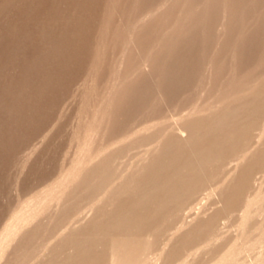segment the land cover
<instances>
[{"label": "rangeland", "instance_id": "rangeland-1", "mask_svg": "<svg viewBox=\"0 0 264 264\" xmlns=\"http://www.w3.org/2000/svg\"><path fill=\"white\" fill-rule=\"evenodd\" d=\"M41 1L0 0V264H41L48 250L51 264H107L105 226L127 206L150 235V264H214L244 239L260 241L246 264L264 257V135L254 137L264 130V0ZM195 153L207 160L195 165ZM179 169L187 193L144 200ZM130 177L144 180L82 213L99 187Z\"/></svg>", "mask_w": 264, "mask_h": 264}, {"label": "bare ground", "instance_id": "bare-ground-1", "mask_svg": "<svg viewBox=\"0 0 264 264\" xmlns=\"http://www.w3.org/2000/svg\"><path fill=\"white\" fill-rule=\"evenodd\" d=\"M12 1V0H11ZM35 1H37V0H35ZM56 1V0H55ZM204 1V0H203ZM5 2V1H4ZM40 2H42L41 0H40ZM44 2H45V0H44ZM51 2V1H50ZM59 2V1H58ZM204 2H206V1H204ZM2 3V2H1ZM9 3V2H8ZM13 3V2H12ZM36 3V2H35ZM230 3V2H229ZM4 4V3H3ZM28 4V3H27ZM51 4V3H50ZM199 4V3H198ZM6 5H7V3H6ZM26 5V4H25ZM36 5V4H35ZM204 5V4H203ZM24 6V5H23ZM31 6V5H30ZM34 6V5H33ZM51 6V5H50ZM226 6V5H225ZM229 6H231L230 4H229ZM40 7V6H39ZM232 7V6H231ZM1 8H3V6L1 5V7H0V9ZM6 8V7H5ZM162 8V7H161ZM227 8V7H226ZM28 9V8H27ZM41 9V8H40ZM182 9V8H181ZM188 9V8H187ZM224 9V8H223ZM1 10H3V9H1ZM36 10V9H35ZM38 10V9H37ZM36 10V11H37ZM42 10V9H41ZM186 10V9H185ZM230 10H232V9H230ZM16 11V10H15ZM20 11V10H19ZM39 11V10H38ZM33 12V11H32ZM147 12V11H146ZM154 12V11H153ZM224 12H225V10H224ZM231 12V11H230ZM14 13V12H13ZM16 13V12H15ZM17 13H18V11H17ZM20 13V12H19ZM39 13V12H38ZM225 13H227V12H225ZM32 14H34V13H32ZM36 14V13H35ZM45 14H47V12L45 13ZM187 14V13H186ZM51 15V14H50ZM148 15H149V13H148ZM151 15V14H150ZM154 15V14H153ZM183 15V14H182ZM224 15V14H223ZM48 16V15H47ZM46 16V17H47ZM225 16H227V15H225ZM33 17V16H32ZM36 17V16H35ZM49 17V16H48ZM14 18V17H13ZM44 18V17H43ZM179 18H181L180 16H179ZM184 18V17H183ZM230 18V17H229ZM228 18V19H229ZM18 19V18H17ZM36 19H38V18H36ZM29 20V19H28ZM24 21V20H23ZM110 21H111V19H110ZM176 21V20H175ZM27 22V21H26ZM40 22V21H39ZM46 22V21H45ZM48 22H50V20L48 21ZM151 22H152V20H151ZM229 21H227V23H228ZM42 23H43V21H42ZM177 23V22H176ZM222 23H224V21L222 22ZM221 23V24H222ZM40 24V23H39ZM47 24V23H46ZM59 24V23H58ZM225 24V23H224ZM230 24V23H229ZM228 24V25H229ZM22 25V24H21ZM28 25V24H27ZM177 25V24H176ZM17 26V25H16ZM35 26V25H34ZM56 26V25H55ZM60 26V25H59ZM18 27V26H17ZM226 27H227V25H226ZM15 28V27H14ZM24 28V27H23ZM35 28V27H34ZM37 28V27H36ZM39 28V27H38ZM46 28V27H45ZM60 28V27H59ZM62 28H64V27H62ZM222 28V27H221ZM18 29V28H17ZM86 29V28H85ZM104 29V28H103ZM32 30V29H31ZM35 30V29H34ZM46 30H47V28H46ZM59 30V29H58ZM99 30V29H98ZM228 30V29H227ZM62 31V30H61ZM79 31V30H78ZM104 31V30H103ZM106 31V30H105ZM173 31V30H172ZM222 32H223V30H221ZM33 32H35V31H33ZM38 32V31H37ZM51 32H54V31H51ZM68 32V31H67ZM100 32V31H99ZM169 32V31H168ZM227 32V31H226ZM20 33V32H19ZM22 33V32H21ZM59 33H60V31H59ZM69 33V32H68ZM107 33V32H106ZM4 34V33H3ZM27 34V33H26ZM62 34V33H61ZM89 34V33H88ZM139 34V33H138ZM167 34V33H166ZM41 35V34H40ZM55 35V34H54ZM63 35H65V34H63ZM168 35V34H167ZM17 36V35H16ZM15 36V37H16ZM23 36H24V34H23ZM28 36V35H27ZM55 36H57V35H55ZM62 36V35H61ZM99 36V35H98ZM107 36V35H106ZM110 36V35H109ZM14 37V36H13ZM22 37V36H21ZM31 37V36H30ZM39 37V36H38ZM42 37V36H41ZM60 37V36H59ZM63 37V36H62ZM65 37H66V35H65ZM221 37V36H220ZM28 38V37H27ZM40 38V37H39ZM44 38H45V36H44ZM98 38V37H97ZM26 39V38H25ZM42 39H43V37H42ZM48 40L50 39V37L49 38H47ZM58 39V38H57ZM56 39V40H57ZM60 39H62V38H60ZM66 39V38H65ZM41 40V39H40ZM53 40V39H52ZM59 40V39H58ZM68 40V39H67ZM81 40V39H80ZM104 40V39H103ZM221 40H222V37H221ZM6 41H8V40H6ZM22 41V40H21ZM38 41V40H37ZM47 41V40H46ZM54 41V40H53ZM53 41H52V43H53ZM59 41H61V40H59ZM75 41V40H74ZM23 42V41H22ZM57 42V41H56ZM65 42V41H64ZM98 42V41H97ZM221 42H223V40L221 41ZM11 43V42H10ZM25 43V42H24ZM28 43H30V42H28ZM46 43V42H45ZM49 43L51 44V42L49 41ZM55 43V42H54ZM62 43V42H61ZM73 43V42H72ZM92 43V42H91ZM99 43V42H98ZM176 43V42H175ZM174 42H173V44H175ZM4 44V43H3ZM7 44V43H6ZM34 44H36V43H34ZM41 44V41L39 42V45ZM43 44V43H42ZM46 44H48V43H46ZM45 44V45H46ZM59 44H60V42H59ZM58 43H57V46L59 45ZM77 44V42H75V45ZM109 44V43H108ZM14 45V44H13ZM13 45H11V46H13ZM45 45H44V47H45ZM54 45V44H53ZM61 46H62V44H60ZM65 45H66V43H65ZM64 45V46H65ZM74 45V46H75ZM79 46H80V44H78ZM102 45V44H101ZM159 45V44H158ZM172 45V44H171ZM218 45H219V42H218ZM8 46V45H7ZM51 46V45H50ZM121 46V45H120ZM15 47V46H14ZM17 47V46H16ZM35 47V46H34ZM40 47V46H39ZM39 47H38V50H39ZM42 47V46H41ZM56 47V46H55ZM106 47V46H105ZM107 47H108V45H107ZM106 47V48H107ZM217 47V46H216ZM215 47V48H216ZM45 48H47V47H45ZM54 48V47H53ZM57 48V47H56ZM62 48V47H61ZM65 48V47H64ZM63 48V49H64ZM79 48V47H78ZM77 48V49H78ZM96 48V47H95ZM97 48H99V47H97ZM101 48V47H100ZM159 48H160V46H159ZM217 48H219V47H217ZM9 49V48H8ZM7 49V50H8ZM13 49V48H12ZM47 49H49V48H47ZM85 49V48H84ZM181 49V48H180ZM6 50V51H7ZM10 50V49H9ZM31 50V49H30ZM33 50H35L34 48H33ZM37 50V51H38ZM57 50V49H56ZM60 50V49H59ZM58 50V51H59ZM66 50V49H65ZM94 50V49H93ZM120 50V49H119ZM123 50V49H122ZM126 50V49H125ZM128 50H129V48H128ZM157 50H159V49H157ZM174 50V49H173ZM216 50V49H215ZM40 51V53H41V49L39 50ZM43 51V50H42ZM51 51V50H50ZM54 51V50H53ZM96 51V50H95ZM102 50L100 49V52H101ZM183 51V50H182ZM187 51V50H186ZM220 51V50H219ZM17 52H18V50H17ZM23 52V51H22ZM30 52V51H29ZM43 52H45L46 53V51H43ZM42 52V53H43ZM67 52V51H66ZM99 52V51H98ZM98 52H97V55H99L98 54ZM213 52H215V51H213ZM35 53H37V52H34V54ZM39 53V52H38ZM57 53V52H56ZM56 53H54L55 55H57ZM61 53H63V52H60V54ZM92 53V52H91ZM95 53V52H94ZM183 53H185V52H183ZM20 53H17V55H19ZM71 54V53H70ZM83 54V53H82ZM101 54V53H100ZM128 54V53H127ZM21 55V54H20ZM45 55V54H44ZM47 55V54H46ZM48 55H49V53H48ZM51 55V54H50ZM54 55V56H55ZM68 55V54H67ZM125 55V54H124ZM16 56V55H15ZM14 56V57H15ZM38 56H40V54L38 55ZM53 56V55H52ZM52 56L50 57V58H52ZM53 56V57H54ZM62 56H64V55H62ZM76 56V55H75ZM84 56V55H83ZM95 56H96V54H95ZM94 56V57H95ZM112 56V55H111ZM13 57V56H12ZM23 57H25V55H23ZM28 57V56H27ZM57 57V56H56ZM60 57V56H59ZM86 57V56H85ZM26 58V57H25ZM31 58V57H30ZM30 58H27V59H30ZM36 58V57H35ZM35 58H34V60H35ZM43 58V57H42ZM83 58V57H82ZM89 58V57H88ZM91 58V57H90ZM10 59V58H9ZM39 59V58H38ZM47 58L45 57V60H46ZM57 59H59V58H57ZM63 59V58H62ZM69 59V58H68ZM72 59V58H71ZM93 59H96V58H93ZM117 59V58H116ZM128 58H126L125 60H127ZM147 59H149V58H147ZM184 59V58H183ZM185 59H186V57H185ZM15 60V59H14ZM41 60V59H40ZM43 60V59H42ZM45 60H43V61H41V62H44ZM50 60V59H49ZM98 60V59H97ZM100 60H101V56H100ZM123 60V59H122ZM11 61H13V60H11ZM23 61H25V60H23ZM62 61V60H61ZM60 61V62H61ZM65 61H67V59L65 60ZM64 61V62H65ZM99 61V60H98ZM102 61V60H101ZM120 61V60H119ZM128 61V60H127ZM155 61V60H154ZM172 61V60H171ZM175 61V60H174ZM13 62H15V61H13ZM22 62V61H21ZM34 62V61H33ZM32 62V63H33ZM36 62V61H35ZM41 62H39V64L41 63ZM47 62V61H46ZM60 62H59V65H60ZM86 62H88V61H86ZM86 62H84L85 64H86ZM95 62V61H94ZM106 62V61H105ZM126 62V61H125ZM144 62V61H143ZM149 62H151V60L149 61ZM148 62V65L150 64ZM170 62V61H169ZM175 62H178V61H175ZM185 62V61H184ZM187 62V61H186ZM16 63V62H15ZM23 63H25V62H23ZM30 63V62H29ZM62 63V62H61ZM93 63V62H92ZM99 63H101V62H99ZM104 63V62H103ZM124 63V62H123ZM123 63H121V65L123 64ZM144 63H146V62H144ZM152 63V62H151ZM171 63V62H170ZM14 64V63H13ZM27 65H28V63H26ZM39 64H37V65H39ZM42 64V63H41ZM45 64V63H44ZM47 64V63H46ZM63 64V63H62ZM88 64V63H87ZM91 64V63H90ZM89 64V65H90ZM97 64V63H96ZM147 64V63H146ZM26 65V66H27ZM33 65V64H32ZM56 65H58V64H56ZM80 65V64H79ZM95 65V64H94ZM105 65V64H104ZM151 65V64H150ZM176 65V64H175ZM180 65L181 64H179V67H180ZM215 65H217V64H215ZM23 66H25V65H23ZM25 66V67H26ZM30 66V65H29ZM42 67H43V65H41ZM67 66H68V64H67ZM84 66H86V65H84ZM97 66V65H96ZM95 66V67H96ZM174 66V65H173ZM55 67V66H54ZM59 67V66H58ZM81 67V66H80ZM90 67V66H89ZM95 67H93V68H95ZM114 67V66H113ZM139 67V66H138ZM148 67V66H147ZM175 67H177V66H175ZM21 68V67H20ZM26 68H28V67H26ZM44 68H45V66H44ZM65 68V67H64ZM83 68V67H82ZM91 68H92V66H91ZM92 68V69H93ZM118 68V67H117ZM126 68V67H125ZM140 68V67H139ZM143 68H144V66H143ZM142 68V69H143ZM146 68V67H145ZM50 69V68H49ZM49 69H48V71H49ZM54 69H56V68H54ZM53 69V70H54ZM61 67H60V72H61ZM102 69H103V67H102ZM138 69V68H137ZM141 69V70H142ZM149 69V68H148ZM5 70V69H4ZM51 70V69H50ZM52 70V71H53ZM63 70V69H62ZM88 70V69H87ZM98 70H100V69H98ZM97 70V71H98ZM127 70V69H126ZM130 70V69H129ZM140 70V69H139ZM138 70V71H139ZM145 70V69H144ZM151 70V69H150ZM173 70V69H172ZM19 71V70H18ZM52 71H50L52 74H53V72ZM81 71V70H80ZM85 71V70H84ZM91 71V70H90ZM94 71V70H93ZM96 71V72H97ZM118 71H120V70H118ZM143 71V70H142ZM55 72V71H54ZM82 72V71H81ZM113 72H114V70H113ZM126 72V71H125ZM127 72H129L128 70H127ZM137 72V71H136ZM145 72V71H144ZM150 72V71H149ZM152 72V71H151ZM55 73H57V72H55ZM54 73V74H55ZM99 73V72H98ZM143 73V72H142ZM146 73V72H145ZM174 74H175V72H173ZM32 74V73H31ZM79 74V73H78ZM88 74V73H87ZM91 74V73H90ZM94 74L96 75V73L94 72ZM101 74V73H100ZM118 74H119V72H118ZM127 74V73H126ZM129 74V73H128ZM127 74V75H128ZM134 74V71H133V73L132 74H130V75H133ZM136 74V73H135ZM25 75H27V74H25ZM33 75V74H32ZM31 75V76H32ZM34 75H36L35 73H34ZM46 75V74H45ZM47 75H48V73H47ZM82 75H84V74H82ZM92 75V74H91ZM99 75V74H98ZM126 75V76H127ZM129 75V76H130ZM4 76H6V75H4ZM36 76H38V75H36ZM35 76V77H36ZM49 76H50V73H49ZM52 76V75H51ZM51 76H50V78H51ZM85 76H87V78H88V76L89 75H86L85 74ZM143 76V75H142ZM2 77V76H1ZM24 77V76H23ZM26 77V76H25ZM34 77V78H35ZM131 77V76H130ZM40 78V77H39ZM45 78V77H44ZM84 78H86V77H84ZM129 78V77H128ZM5 79V78H4ZM10 79V78H9ZM21 79H25V78H21ZM21 79L19 80V82L21 81ZM28 79H30V78H28ZM33 78L31 77V81L33 82H31L32 84H34V81L32 80ZM36 79H38V78H36ZM41 79V78H40ZM47 79H49V78H47ZM1 80H3V78L1 79ZM35 80V79H34ZM50 80V79H49ZM78 80V79H77ZM86 80H89V79H86ZM97 80V79H96ZM24 81V80H23ZM23 81H21V83L23 82ZM42 81V80H41ZM41 81H40V83H41ZM125 81H126V79H125ZM170 81V80H169ZM26 82V81H25ZM37 82H38V80H37ZM133 82V81H132ZM30 83V82H29ZM36 83V82H35ZM87 83V82H86ZM91 83V82H90ZM14 84V83H13ZM12 84V85H13ZM19 84V83H18ZM89 84V83H88ZM97 84V83H96ZM174 84V83H173ZM15 85V84H14ZM37 84H35L34 86H36ZM39 86L38 87H42V86H40V84H38ZM85 85V84H84ZM120 85V84H119ZM122 85V84H121ZM16 86V85H15ZM14 86V87H15ZM19 86H21V85H19ZM28 86H29V84H28ZM33 86V87H34ZM83 86V85H82ZM88 86V85H87ZM95 86V85H94ZM30 87V86H29ZM46 87H47V85H46ZM120 87V86H119ZM9 88V87H8ZM19 88V87H18ZM35 88V87H34ZM37 88V87H36ZM35 88V89H36ZM40 88L38 89V90H40ZM42 88H44L45 89V87H42ZM7 89V88H6ZM16 89H17V87H16ZM31 89V88H30ZM44 89L41 91V92H43L44 91ZM80 89V88H79ZM88 89V88H87ZM112 89V88H111ZM9 90H11V89H9ZM15 92L17 91V90H15V89H13ZM27 89H25V91H26ZM38 90H37V92H38ZM120 90H121V88H120ZM12 91V90H11ZM85 91H87V90H85ZM115 91V90H114ZM113 91V92H114ZM118 91H119V89H118ZM258 91V90H257ZM17 92H19V91H17ZM82 92H83V90H82ZM110 92H112V91H110ZM112 92V93H113ZM79 93H81V92H79ZM85 93V92H84ZM84 93H82V95L84 94ZM109 93V92H108ZM260 93V92H259ZM16 94V93H15ZM22 94V93H21ZM27 94V93H26ZM33 94V93H32ZM35 94V93H34ZM45 94V93H44ZM113 94H115V93H113ZM38 95V94H37ZM43 95V94H42ZM85 95V94H84ZM254 95H256V94H254ZM26 96V95H25ZM40 96V95H39ZM78 96V95H77ZM115 96V95H114ZM114 96H113V99H115L116 100V98H118L117 96H116V98H114ZM261 96H263V95H261ZM8 97V96H7ZM11 97V96H10ZM28 97V96H27ZM103 97V96H102ZM110 97V96H109ZM112 97V96H111ZM251 97V96H250ZM20 98H22V97H20ZM30 98V97H29ZM82 98V97H81ZM105 98H107V96L105 97ZM253 98H254V96H253ZM12 99H13V97H12ZM11 98H10V100L9 101H11L12 100ZM28 99V98H27ZM40 99V98H39ZM251 99V98H250ZM255 99V98H254ZM20 100V99H19ZM24 100V99H23ZM103 100V99H102ZM106 100V99H105ZM109 100V99H108ZM112 100V99H111ZM111 100H109V101H111ZM13 101V100H12ZM16 101V100H15ZM25 101V100H24ZM30 101V100H29ZM108 101V102H109ZM117 101V100H116ZM1 102V101H0ZM112 102V101H111ZM17 103V102H16ZM22 103V102H21ZM27 103V102H26ZM100 103V102H99ZM106 103V102H105ZM110 103V102H109ZM115 103V102H114ZM10 104V103H9ZM12 104V103H11ZM28 104H29V102H28ZM112 104V103H111ZM117 104V103H116ZM4 105V104H3ZM6 105V104H5ZM4 105V106H5ZM102 105V104H101ZM103 105H104V103H103ZM106 105V104H105ZM4 106H1V107H4ZM9 106H11V105H9ZM14 106V105H13ZM15 106H16V104H15ZM18 106V105H17ZM31 106V105H30ZM107 106H109V105H107ZM117 106V105H116ZM115 107V106H114ZM207 107V106H206ZM14 108V107H13ZM31 108V107H30ZM103 108V107H102ZM105 108V107H104ZM110 108V107H109ZM16 109H18V108H16ZM15 109V110H16ZM34 109V108H33ZM33 109H31V110H33ZM112 109H113V107H112ZM0 110H2V109H0ZM5 110V109H4ZM105 110H107L106 108H105ZM109 110H111V109H109ZM3 111V110H2ZM18 111V110H17ZM24 111V110H23ZM22 111V112H23ZM26 111H28V110H26ZM96 111V110H95ZM99 111V110H98ZM97 111V112H98ZM195 111H197V108L195 109ZM194 111V112H195ZM206 111V110H205ZM6 112V111H5ZM21 112V113H22ZM25 112V111H24ZM23 112V113H24ZM99 112H104V111H99ZM98 112V114H99V116L102 114H100ZM108 112V111H107ZM199 112H200V110H199ZM26 113V112H25ZM190 113V112H189ZM198 113V112H197ZM2 114V113H1ZM0 114V115H1ZM8 114V113H7ZM94 114V113H93ZM97 114V113H96ZM96 114H94V115H96ZM97 114V115H98ZM106 114V113H105ZM188 114V113H187ZM9 115H11L12 116V114H9ZM103 115H104V113H103ZM189 115V114H188ZM188 115H186V116H188ZM193 115H195V114H193ZM98 116V117H99ZM196 116H198L197 114H196ZM199 116H200V114H199ZM6 117V116H5ZM8 117H10V116H8ZM7 117V118H8ZM164 117H166V115L164 116ZM183 117V116H182ZM185 117V116H184ZM191 118L193 117V116H190ZM188 118V117H187ZM186 117H185V119H187ZM194 118V117H193ZM213 118V117H212ZM220 118H222V116L220 117ZM162 119H164V118H162ZM167 119H170V118H167ZM172 119V118H171ZM180 119V118H179ZM184 119V118H183ZM196 119V118H195ZM102 120H103V118H102ZM177 120V119H176ZM189 120V119H188ZM192 121H191V123L194 121L193 119H191ZM199 120V119H198ZM217 120V119H216ZM165 121V120H164ZM171 121V120H170ZM168 122V124L169 123H171V122ZM173 121V120H172ZM178 121V120H177ZM181 121H183L182 120V118H181ZM166 122V123H167ZM176 122V121H175ZM179 122H180V120H179ZM178 122V123H179ZM207 122V121H206ZM159 123H162V122H159ZM165 123V124H166ZM184 122H182L181 124H183ZM190 123V124H191ZM209 123H210V121H209ZM217 123V122H216ZM155 124V123H154ZM188 124V123H187ZM187 124H185L186 126H188ZM193 124V123H192ZM221 124V123H220ZM164 125V124H163ZM173 125V124H172ZM178 125H180V124H178ZM184 125V124H183ZM214 125H215V123H214ZM164 126H171V125H164ZM185 126V127H186ZM156 127V126H155ZM159 127H161V126H159ZM173 127V126H172ZM177 127H179V126H177ZM181 127V126H180ZM185 127H184V130H185ZM192 127H193V125H192ZM217 127V126H216ZM111 128V126L109 127V129ZM164 128V127H163ZM163 128H161V129H163ZM169 128V127H168ZM171 128V127H170ZM108 129V130H109ZM147 129H148V127H147ZM177 129V128H176ZM190 129V128H189ZM198 129V128H197ZM154 130H155V128H154ZM158 130V129H157ZM163 130H165V129H163ZM167 130V129H166ZM191 130V129H190ZM218 130H220V129H218ZM114 131V130H113ZM118 132L120 131V130H117ZM149 131H151V130H149ZM161 131V130H160ZM159 131V132H160ZM172 131H174V129L172 130ZM156 132L157 131H155V135H157V134H159V133H157L156 134ZM210 132V131H209ZM208 132V133H209ZM212 132H214V131H212ZM112 133V132H111ZM116 133V132H115ZM142 133V132H141ZM145 133V132H144ZM147 133H149L150 134V132H147ZM217 133V132H216ZM143 134V133H142ZM141 134V135H142ZM152 134H154V132L152 133ZM151 134V135H152ZM201 134V133H200ZM235 134V135H234ZM239 134H240V132L238 131V127H237V129H232V130H230V137H229V139L230 140H233V139H237V137L239 136ZM140 135V134H139ZM148 135V134H147ZM217 135H219V133L217 134ZM217 135H215L216 136V138H217ZM264 135V130L261 132V133H259V134H256V135H254V137H255V141L256 142H258L261 138H262V136ZM109 136V135H108ZM108 136H107V138L106 139H108ZM115 136H117V135H114V137ZM175 136H178V135H175ZM194 136V135H193ZM196 136V135H195ZM205 136V135H204ZM211 136V135H210ZM95 137V136H94ZM104 137V136H103ZM112 137V136H111ZM148 137H150V135L148 136ZM113 138V137H112ZM119 138V137H118ZM202 138H203V136H202ZM225 138V137H224ZM142 139H148V138H144V136H143V138ZM213 139V138H212ZM219 139V138H218ZM220 139H222V138H220ZM105 140V139H104ZM110 140V139H109ZM109 140H108V142H109ZM123 140V139H122ZM178 142L179 143H181V144H184L185 142H186V140L187 139H184V138H178ZM211 140V139H210ZM226 140V139H225ZM97 141H99V140H97ZM106 141V140H105ZM198 141H199V138H198ZM209 141V140H208ZM213 141V140H212ZM214 141H216V140H214ZM218 141H220V140H218ZM254 141V142H255ZM202 142V141H201ZM205 142V141H204ZM204 142H203V144H204ZM207 142V141H206ZM103 143V142H102ZM101 143V144H102ZM217 143V142H216ZM100 144V141H99V145H101ZM109 144V143H108ZM114 144V143H113ZM202 144V145H203ZM220 144V143H219ZM98 145V144H97ZM103 145V144H102ZM106 145V144H105ZM142 145V144H141ZM210 145H211V143H210ZM149 146V145H148ZM198 146H200V144L198 145ZM198 146H197V148H198ZM112 147V146H111ZM207 146L205 145V148H206ZM258 147V146H257ZM199 148H201V147H199ZM170 149V148H169ZM192 149H194V148H192ZM203 149V148H202ZM249 149V148H248ZM190 150V149H189ZM198 150V149H197ZM197 150L195 149L194 151H196L197 152ZM206 150V149H205ZM231 150H232V148H231ZM250 150V149H249ZM248 150V151H249ZM254 150V149H253ZM79 151V150H78ZM142 151V150H141ZM211 151H213V150H211ZM256 151V150H255ZM131 152H133V150L131 151ZM134 152H136V151H134ZM149 152V151H148ZM217 152V151H216ZM215 152V153H216ZM247 152V151H246ZM258 152H259V150H258ZM125 153V152H124ZM142 153V152H141ZM146 153V152H145ZM199 153V152H198ZM198 153H195L194 155H196V156H193L192 158L193 159H190V162L193 160V162L195 163V165H198V164H200L202 161H205V159L207 158V157H212V155L210 154V152H209V154H208V156L206 157V154L205 155H202V156H200V155H197ZM227 153V152H226ZM225 153V154H226ZM251 153V152H250ZM250 153H249V155H250ZM253 153V152H252ZM143 154V153H142ZM192 154V153H191ZM243 154H245V153H243ZM254 154V153H253ZM258 154V153H257ZM137 155H139V154H137ZM229 155V154H228ZM142 156V155H141ZM233 156V155H232ZM236 156V155H235ZM255 156V155H254ZM217 157V156H216ZM225 156H222L221 158H224ZM228 157V156H227ZM239 157H241V156H239ZM207 160V159H206ZM213 160V159H212ZM226 160V159H225ZM224 160V161H225ZM260 160H262V159H260ZM263 161V160H262ZM261 161V162H262ZM243 162V161H242ZM258 162V161H257ZM244 163V162H243ZM247 163V162H246ZM226 164H227V162H226ZM248 164H249V161H248ZM169 165V164H168ZM167 165V166H168ZM242 165V164H241ZM249 165H251V164H249ZM254 165V164H253ZM259 165V164H258ZM264 165V164H263ZM220 166V165H219ZM225 166V165H224ZM169 167V166H168ZM255 167V166H254ZM258 167V166H257ZM257 167H256V169H257ZM81 168V167H80ZM245 168V167H244ZM237 168H235V170H236ZM261 169V168H260ZM105 170V169H104ZM180 170V171H179ZM178 170V175L180 176L178 179L174 176V178H166V179H163V181H160L159 179L157 180V182H156V180L155 181H152L153 183L151 184V187H150V189L149 190H146V192H144V193H142V196L145 198H143L144 200H146V198H153V197H155L156 195H158V194H160V193H165V195H179L180 196V194H185V193H187V191L190 189V182H191V177H188V178H186V177H184L185 175H183L182 174V171H181V169H179ZM233 169H231L230 171H232ZM245 170V169H244ZM257 170H259V169H257ZM206 171V170H205ZM256 171V170H255ZM229 172V171H228ZM242 172V171H241ZM98 173H104L105 174V171H103V169L100 171V172H98ZM230 173V172H229ZM237 173H239V171L237 172ZM234 174V173H233ZM176 175V174H175ZM240 175V174H239ZM232 176V175H231ZM119 178H122V174L120 175V176H118ZM135 177V176H134ZM147 177V176H146ZM130 178H132V179H130ZM130 178H128V179H126V181L125 182H121V181H118V182H115L114 181V183H113V181H111V182H107L106 184H104L103 186H101V187H99V189H98V192L96 193V197H95V199H94V203H93V205H90L89 207H85L83 210H82V213H83V211H92L95 207H98L99 206V204L104 200V199H106V198H108L112 193H114V192H116V193H118V194H121V193H125L129 188H130V186L131 185H134V183H138L139 181H142V180H144V177H141L139 180H137V181H134V179H133V177H130ZM114 184H116V186L114 185ZM216 184V183H215ZM217 185V184H216ZM227 186V185H226ZM128 188V189H127ZM198 190H199V188H198ZM191 193V192H190ZM142 198L141 199H139L138 201H136V202H134V206H137L138 204H142L143 203V200ZM149 199V200H150ZM156 200V199H155ZM30 205V204H29ZM28 205V206H29ZM174 205V204H173ZM141 208V207H140ZM123 209V210H122ZM121 210V212L120 213H118V215L116 216V217H114L112 220H111V223H109L108 225H106L105 227L107 228V230H109V231H111L110 232V234H111V237H110V241H109V244L108 245H106V246H108V262H107V264H147V263H153V261H156V260H158V257H156V255H154V253L153 252H151V251H144V249H142L143 248V245H144V240H146L147 241V238L150 236L149 234H146V236L145 235H143L142 233H137V230H139V225H137V224H135L133 221H131V219H130V214H131V209H128V206L126 207V209L125 208H122ZM113 210V209H112ZM98 215H100V214H98ZM95 216V215H94ZM8 226H9V224H8ZM117 231L118 230V233H112V232H114V231ZM45 232V231H44ZM43 232V233H44ZM47 232V231H46ZM61 237V236H60ZM12 239V238H11ZM1 240H3V239H1L0 238V246L2 247V242H1ZM14 241V243H15V240H13ZM17 241H19V242H21L22 241V239H19V240H16V242ZM53 241V240H52ZM148 242V241H147ZM11 243H13L12 241H11ZM256 243H260V241H257V239L256 240H253V241H250V240H248V241H245V239L239 244V245H237V246H234V247H231L230 249H228L223 255H222V257L216 262V263H214V264H246L245 263V260L243 261V259L244 258H242V257H244V255H246V254H248V253H250L253 249H254V246L256 245ZM2 244V245H1ZM8 244V243H7ZM10 244V243H9ZM17 244V243H16ZM257 244V245H258ZM256 245V246H257ZM255 246V247H256ZM5 247V246H4ZM3 247V248H4ZM6 248V247H5ZM33 249V248H32ZM73 249H75L74 248V246H71L70 248H69V250L66 252L67 253V255L69 256L70 255V257L72 258V259H74V257H76V255H78V254H76L75 256L73 255H71L72 253H73ZM23 250V249H22ZM50 250L52 251V248L50 247ZM54 252V251H53ZM52 252V253H53ZM52 253H50L49 252V250H48V252H44L42 255V261H41V264H51L50 262H51V255H52ZM2 257V256H1ZM189 258V257H188ZM180 259V258H179ZM75 260V259H74ZM189 260V259H188ZM35 262V261H34ZM33 263V262H32ZM254 264H264V257H261V258H258L257 260H256V262H254Z\"/></svg>", "mask_w": 264, "mask_h": 264}]
</instances>
